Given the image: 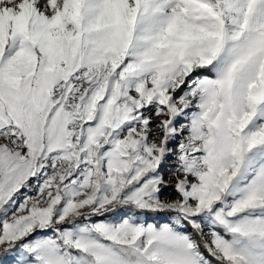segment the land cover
I'll return each mask as SVG.
<instances>
[{"label":"snow or ice","instance_id":"obj_1","mask_svg":"<svg viewBox=\"0 0 264 264\" xmlns=\"http://www.w3.org/2000/svg\"><path fill=\"white\" fill-rule=\"evenodd\" d=\"M0 264H264V0H0Z\"/></svg>","mask_w":264,"mask_h":264},{"label":"rangeland","instance_id":"obj_2","mask_svg":"<svg viewBox=\"0 0 264 264\" xmlns=\"http://www.w3.org/2000/svg\"><path fill=\"white\" fill-rule=\"evenodd\" d=\"M164 194H165V196H167V197H169V198H174V197H175V193L172 192L171 189H165V190H164Z\"/></svg>","mask_w":264,"mask_h":264}]
</instances>
